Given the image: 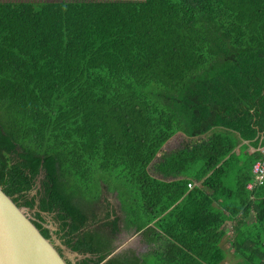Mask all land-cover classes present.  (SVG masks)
Instances as JSON below:
<instances>
[{
  "label": "trees",
  "instance_id": "obj_1",
  "mask_svg": "<svg viewBox=\"0 0 264 264\" xmlns=\"http://www.w3.org/2000/svg\"><path fill=\"white\" fill-rule=\"evenodd\" d=\"M249 147L264 0H0V187L77 264H223L228 224L238 264H264ZM125 231L160 250L115 256Z\"/></svg>",
  "mask_w": 264,
  "mask_h": 264
},
{
  "label": "water",
  "instance_id": "obj_2",
  "mask_svg": "<svg viewBox=\"0 0 264 264\" xmlns=\"http://www.w3.org/2000/svg\"><path fill=\"white\" fill-rule=\"evenodd\" d=\"M0 264H69L1 187Z\"/></svg>",
  "mask_w": 264,
  "mask_h": 264
},
{
  "label": "rangeland",
  "instance_id": "obj_3",
  "mask_svg": "<svg viewBox=\"0 0 264 264\" xmlns=\"http://www.w3.org/2000/svg\"><path fill=\"white\" fill-rule=\"evenodd\" d=\"M187 141V139L183 135H178L175 137L172 141H170L164 148V152L170 153L171 151L179 150L182 145ZM231 188H234V186H230ZM104 198L108 199L109 204H107L106 201H104L105 207V213L109 210V212L113 213L116 211V213H119V215H122L120 208H119V201L117 199L116 194H109L105 191ZM107 208V209H106ZM26 214L31 220H36L34 216V212L30 211L29 209H24ZM47 219L46 227L50 229L53 233V242L57 249L61 250L63 257L72 264L79 263L83 257L79 256L76 253L71 252L68 248L62 245L60 242V239L57 235L54 233L58 231L59 226L54 221L53 216L45 215ZM102 217V216H101ZM253 220V217H252ZM230 224L227 225V232H228V238L223 242V249L226 256L225 262L223 264H238L241 263L243 260L238 257L232 247V237L233 233L231 232ZM116 251L114 252V255H131L132 253L135 254L138 258H144L145 256L154 253L155 251L160 250L159 245H149L145 238L141 234H137L134 231H125L121 236L119 237L118 241L115 243Z\"/></svg>",
  "mask_w": 264,
  "mask_h": 264
},
{
  "label": "built area",
  "instance_id": "obj_4",
  "mask_svg": "<svg viewBox=\"0 0 264 264\" xmlns=\"http://www.w3.org/2000/svg\"><path fill=\"white\" fill-rule=\"evenodd\" d=\"M259 186H264V149H261V158L253 167V181L247 188L252 191Z\"/></svg>",
  "mask_w": 264,
  "mask_h": 264
},
{
  "label": "crops",
  "instance_id": "obj_5",
  "mask_svg": "<svg viewBox=\"0 0 264 264\" xmlns=\"http://www.w3.org/2000/svg\"><path fill=\"white\" fill-rule=\"evenodd\" d=\"M247 145H248V143L243 142V144L240 145V146L238 147V149H237V155H240V154H241V150H243V148L247 147ZM261 149L263 150L264 147H263V148H260V149H258V150L249 147L248 152H249V153H256V152H258L259 154H261ZM241 165H243V161H242Z\"/></svg>",
  "mask_w": 264,
  "mask_h": 264
}]
</instances>
